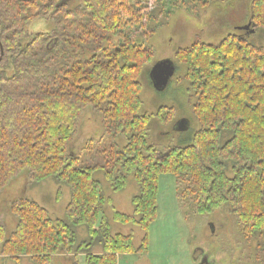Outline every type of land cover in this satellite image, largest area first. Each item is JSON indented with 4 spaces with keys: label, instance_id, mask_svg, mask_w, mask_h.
<instances>
[{
    "label": "trees",
    "instance_id": "obj_1",
    "mask_svg": "<svg viewBox=\"0 0 264 264\" xmlns=\"http://www.w3.org/2000/svg\"><path fill=\"white\" fill-rule=\"evenodd\" d=\"M61 1L0 0V191L24 169L31 182L52 179L70 191L62 219L24 196L13 202L17 226L6 239L0 228L1 254L33 264H57L60 253L78 264L85 254L86 264H116L117 255L144 252L146 235L135 250L131 236H112L100 220L110 201L97 172L114 192L125 189L128 176L138 185L132 215L115 212L118 223L147 232L156 216L158 178L170 174L182 204L199 215L228 208L243 236L258 240L264 253V49L250 44L246 32L178 49L201 130L190 145L159 153L147 142L150 117L140 112L138 81L153 51L121 33L126 0L57 8ZM34 20L54 28L30 36ZM249 21L254 33L264 29V0H252ZM87 108L101 115L104 133L75 154L68 146ZM118 138L126 141L122 149ZM78 228L86 240L79 242ZM94 246L102 253L91 254Z\"/></svg>",
    "mask_w": 264,
    "mask_h": 264
},
{
    "label": "rangeland",
    "instance_id": "obj_2",
    "mask_svg": "<svg viewBox=\"0 0 264 264\" xmlns=\"http://www.w3.org/2000/svg\"><path fill=\"white\" fill-rule=\"evenodd\" d=\"M82 0H69L70 6ZM121 11L124 21L121 33L139 48L153 51V59L142 68L139 76L141 86V114L150 117L148 123V144L159 153L174 147L192 143L201 125L192 114L195 99L191 97L190 84L185 79L186 66L176 61L178 49L189 47L194 42L216 45L229 34H240L237 27L245 26L250 18L252 0H126ZM206 4V5H204ZM130 9V10H129ZM54 25L49 20H34L29 24V35L50 33ZM250 44L264 49V29H258L247 38ZM163 60H171L175 72L168 86L156 92L149 78L152 67ZM164 108L161 115L159 109ZM184 121L186 127L181 128ZM104 133L102 117L87 108L77 121V133L68 150L79 154L89 140L96 141ZM126 141L117 139L122 149ZM94 178L110 202L106 203L100 215L109 225L112 236H131L135 250L140 248L147 236L146 250L142 253L117 255L116 264H197L199 256L206 257L209 264H264V253L256 249L258 240H247L228 208L215 210L207 215L196 214L188 205L177 198L174 176L161 174L158 178L156 216L147 232L129 223L113 220L115 212L131 216L132 198L138 193V185L132 176L122 191L114 192L97 172ZM35 201L46 209L53 219H62L70 201L69 188L52 179L40 183L30 180V172L24 169L0 191V228L8 238L17 226V217L10 211L11 204L21 197ZM79 242L88 238L85 229L78 228ZM91 254H101L100 246H94ZM201 253V254H200ZM57 264H72L70 255H55ZM78 264L85 263V254L77 256ZM0 264H33L27 257L19 261L1 254Z\"/></svg>",
    "mask_w": 264,
    "mask_h": 264
},
{
    "label": "water",
    "instance_id": "obj_3",
    "mask_svg": "<svg viewBox=\"0 0 264 264\" xmlns=\"http://www.w3.org/2000/svg\"><path fill=\"white\" fill-rule=\"evenodd\" d=\"M69 0H62L56 7L67 3ZM236 30L244 31L247 35L253 34L254 30L251 28V22H248L245 26L237 27ZM1 56L3 54V49L0 44ZM175 72V65L171 60H163L156 63L149 73V78L152 83V86L156 92H162L168 86V83ZM186 127V123L182 121L181 128ZM206 261V258L203 260ZM202 264V263H200Z\"/></svg>",
    "mask_w": 264,
    "mask_h": 264
},
{
    "label": "flooded vegetation",
    "instance_id": "obj_4",
    "mask_svg": "<svg viewBox=\"0 0 264 264\" xmlns=\"http://www.w3.org/2000/svg\"><path fill=\"white\" fill-rule=\"evenodd\" d=\"M248 22H250V21H248ZM244 32V31H243ZM201 254V253H200ZM206 257H201V256H199V262L197 263V264H200V263H202V264H209V260H208V258H206V261H203L204 259H205Z\"/></svg>",
    "mask_w": 264,
    "mask_h": 264
}]
</instances>
